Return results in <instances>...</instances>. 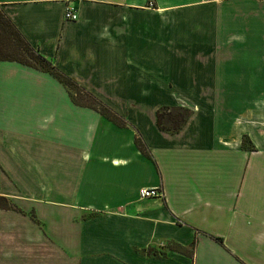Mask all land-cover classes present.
<instances>
[{
	"label": "crops",
	"instance_id": "crops-1",
	"mask_svg": "<svg viewBox=\"0 0 264 264\" xmlns=\"http://www.w3.org/2000/svg\"><path fill=\"white\" fill-rule=\"evenodd\" d=\"M0 10L122 124L49 74L0 61V203L16 207L0 208V264H264V0ZM214 50L247 65L216 71ZM164 106L192 112L178 133L157 129ZM37 172L52 178L34 187ZM141 188L163 197L140 200Z\"/></svg>",
	"mask_w": 264,
	"mask_h": 264
},
{
	"label": "trees",
	"instance_id": "trees-1",
	"mask_svg": "<svg viewBox=\"0 0 264 264\" xmlns=\"http://www.w3.org/2000/svg\"><path fill=\"white\" fill-rule=\"evenodd\" d=\"M0 61L16 62L37 71L49 74L62 84L70 94L72 101L82 107L96 111L108 121L121 126L117 116L99 100L86 92H81L76 82L57 70L50 62L45 60L20 34L11 21L0 10ZM74 92V93H73ZM76 95L77 98L74 97ZM192 112L183 107L164 106L155 112V123L159 131L175 134L178 133L190 118ZM135 145L147 157L149 153L139 138ZM241 146L246 151H251L252 146L247 137L242 139ZM0 208L16 210L13 205H3ZM94 216V214H92Z\"/></svg>",
	"mask_w": 264,
	"mask_h": 264
},
{
	"label": "rangeland",
	"instance_id": "rangeland-1",
	"mask_svg": "<svg viewBox=\"0 0 264 264\" xmlns=\"http://www.w3.org/2000/svg\"><path fill=\"white\" fill-rule=\"evenodd\" d=\"M241 52V51H240ZM247 54H248V52L247 51H245ZM251 53V52H250ZM213 55L216 57V62H215V64H216V71H218L219 70V66L220 65H223L224 63L226 64H228L229 65V67H231V66H242L241 65V60H238V58L237 59H234L233 61H230V60H227V61H224V60H222V59H225L227 56H226V54L225 55H222V53H220L219 54V51H217V50H214V53H213ZM220 56V61H219V57ZM237 55H235L234 57H236ZM229 57H231V56H229ZM242 64H244V65H247V61H243L242 62ZM250 74L252 75V76H254L255 75V73H253V71H250ZM249 73H248V76H249V78L251 77V75H250ZM74 93V92H73ZM263 97H264V95H263ZM43 142V144H45L46 145V141H42ZM34 146H35V143H34ZM44 148H45V146H44ZM213 152V154L214 155H217V153H216V151H212ZM210 156V155H209ZM211 157V156H210ZM210 163V162H209ZM50 178H52V173L49 175V174H47L46 172H37V173H34V183L32 184V185H34V187H35V185H36V183L38 182V181H43V183H45V184H47V180L48 179H50ZM53 181V180H52ZM62 182L63 181H61V179H56L55 178V181H53V183H56V185H61L62 184ZM1 204H3V205H7V204H4V203H1ZM10 205H12V204H10Z\"/></svg>",
	"mask_w": 264,
	"mask_h": 264
},
{
	"label": "built area",
	"instance_id": "built-area-1",
	"mask_svg": "<svg viewBox=\"0 0 264 264\" xmlns=\"http://www.w3.org/2000/svg\"><path fill=\"white\" fill-rule=\"evenodd\" d=\"M148 6H152L151 3ZM78 19L77 12L72 7H67L64 13V20L75 22ZM138 197L140 200H146L151 198H162L163 193L159 188H141L138 191Z\"/></svg>",
	"mask_w": 264,
	"mask_h": 264
}]
</instances>
